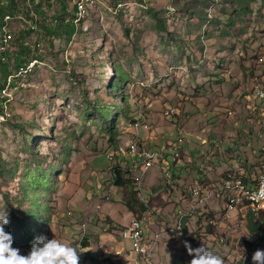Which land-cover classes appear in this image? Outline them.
<instances>
[{
  "label": "rangeland",
  "instance_id": "374dc122",
  "mask_svg": "<svg viewBox=\"0 0 264 264\" xmlns=\"http://www.w3.org/2000/svg\"><path fill=\"white\" fill-rule=\"evenodd\" d=\"M76 1L51 0L44 18L34 17V29L33 7L24 3L8 22L16 33L8 34V46L14 39L19 52L23 40L28 60L11 67L14 84L0 92V210L8 214L13 246L26 255L31 233L75 242L81 254L89 252L85 264H189L188 242L225 264H253L264 238L245 236L253 210L238 201L245 202L244 194L223 184L234 162H251L253 171L264 163V119L262 128L259 119L247 121L258 107L257 99H247L248 75L256 74L264 49V0H221L210 23L211 0H125L119 12L114 2L122 0H90L70 39L65 26L44 29H57L55 15L67 20L61 7L71 14ZM168 109L176 112L169 118ZM140 113L146 130L136 126ZM140 138L151 151L165 149L169 161L173 150L180 155L173 167L168 160L155 164L145 178V170L133 168L151 199L146 214L133 202L130 215L132 191L114 184L117 165L106 156L128 152ZM32 181L37 185L27 187ZM196 184L211 192L192 210L188 192ZM32 198L43 207L33 222ZM231 199L241 208L220 213ZM130 216H146L150 259L118 254L122 237L113 225L128 224ZM214 218L219 228L210 225ZM255 221L263 230L260 213Z\"/></svg>",
  "mask_w": 264,
  "mask_h": 264
},
{
  "label": "built area",
  "instance_id": "2783aa9c",
  "mask_svg": "<svg viewBox=\"0 0 264 264\" xmlns=\"http://www.w3.org/2000/svg\"><path fill=\"white\" fill-rule=\"evenodd\" d=\"M5 17H7V15H5ZM4 53L8 54V52ZM254 66H258V74L248 75V77L250 76V86L247 99H257L258 107H253V110H251L252 112L249 114L247 121L251 122L252 125L253 123L256 124V119H259L258 125L259 128H262L261 123L264 119V55L262 56V60H255ZM259 71H261L260 74ZM175 113L176 112L174 109H168L165 111L164 115L169 118ZM229 114H231V116L235 115L233 111ZM136 126H142V130H146L145 122L143 121V116L141 113L137 117ZM149 138L150 137H148V139ZM143 140V138H140V141L136 144L134 150H131L126 157H114V151L109 153L106 157L111 163L117 165V167L113 170L112 176L114 177L118 171L124 172L125 178H128L126 176L129 175L130 179L133 180L134 191L137 193L139 201L142 204L144 203L146 206H148L151 197L145 194L142 183L143 178L146 176V163L150 161H158L159 164H162L165 162V160L169 161V159L165 157V154H167L165 149L162 150L152 148V151H144V144H142ZM172 153L173 155L171 156V161H169V167L173 165V160H176V156L180 155L178 150H173ZM120 159H122V161ZM138 165H145V174L141 180H134L133 168L137 167ZM231 167H241V174L239 175V181H232L231 184L225 187V189H228V192L232 191V189H240V194L264 195V163L263 169L260 171H253L251 162L237 161L234 162ZM169 173L170 171L168 167H166L165 174L169 175ZM210 192L211 189L207 187L204 189H195V187L189 188L188 199L192 201V210H194L193 202H202L203 206L205 199L209 198ZM220 197L224 198V196ZM224 204L225 205L223 206L220 213L223 212L224 208H231V213H236L241 208V205H237V200L235 202L225 201ZM252 212L256 214L262 213L264 212V206H257L256 210ZM146 213L147 211L143 212V215ZM146 222V216H133L128 225L119 227L121 237L124 240H129L132 252L138 255L141 259H150L152 252V248H149L146 243ZM221 225L222 224H219V227ZM80 257L82 258V264H84V262L87 260V254H81Z\"/></svg>",
  "mask_w": 264,
  "mask_h": 264
},
{
  "label": "trees",
  "instance_id": "16d2710c",
  "mask_svg": "<svg viewBox=\"0 0 264 264\" xmlns=\"http://www.w3.org/2000/svg\"><path fill=\"white\" fill-rule=\"evenodd\" d=\"M123 1H125V0H122L119 2L118 1L114 2L116 12L120 11L119 5L123 4L122 3ZM22 3H24L26 5V7H28V6L33 7L32 9L31 8L29 9V11H31V14H32L31 19L33 20V22H32L33 24L29 25V28L34 29L35 25L36 26L38 25V20H36L34 17L36 16V17H39L40 19L44 18L45 13H46V9H48L50 7L51 0H0V45L4 44L3 48H5L6 44L10 43V38L6 37V36H8L7 34H9L11 32V34L14 36V39H15L16 33L11 28H8V22L10 23L11 20H13V18H15V16L17 15L15 13L18 12V10L20 9V5ZM211 3H212V5L210 7L207 6V10H206L207 19H208V20L206 19L207 22L210 20H213V22H215L217 17H216V13H214L212 15V13H211L212 8L215 7V9H216V7L218 5H221V0H211ZM208 4H209V2H208ZM65 9H66V7L63 4L61 7L62 14L69 15V18H67V20H66L62 16L55 15L54 22L58 21V24H57L58 28L57 29L55 26L53 28L46 27V26H43V27L47 32L52 33L53 31H56V30L58 31V29L61 28L62 26H65L66 36L68 39H70L72 34L75 32V27L77 25H79L82 22V20H80L78 23L75 22L77 11L75 14L74 5H73L74 11L71 14L66 12ZM172 9H173V11H175L174 8H172ZM5 15H7L9 17V20H6ZM205 24H206V22H205ZM5 38H7L6 42H5ZM14 39L12 40L11 46L6 50V52H8V54H5V53L1 54L2 52L0 53V83H2V84H0V92L3 91V89H5V86L8 84V78L10 76H12L13 74H15V73L11 72V67H13L16 64L18 67L19 66H25L27 64V61H28L25 57H23V49L27 48L26 47L27 44L25 45L24 44L25 42H23V40H22L21 41V44H22L21 47L22 48L20 47L19 52H15V51H13V48H12V44H13ZM7 41H8V43H7ZM23 45H25V46H23ZM255 67H257V69H258V66H255ZM255 73L257 74L258 72H255ZM10 83H11L10 85L13 86L14 78H12V81ZM114 83L112 84V87H113ZM6 99L7 98H5V100ZM4 104H5V101H4ZM142 116H143V114H142ZM110 131H111V133L114 132L112 127H110ZM116 160H118V159H116ZM113 178L115 181V185L117 187H119V188L124 187V188H130L131 189L132 197H133V198H131L132 201H128L126 203V207L129 209V211L131 213L136 212V210L132 204L133 202L134 203H137V202L140 203L141 211L146 212L148 210L147 206L144 203L142 204L140 201H138L139 198H138L137 193L134 191V184H133L132 179L125 178V173L122 171H118L114 175ZM35 184L37 185V182L35 183V181L34 182L33 181L28 182L27 187L34 188ZM128 185H130V187H127ZM29 201L32 203V205L30 207L29 216H30V220H32V222H33L34 220H36L39 217V213L36 211V208L38 211H41L43 207L39 206L34 198L30 199ZM253 211H255V210H253ZM260 214L262 217H264V212H262ZM247 217H248V228L250 230L251 236L255 237L257 239H263L264 238V229L261 230L262 225H261L260 221H255L256 220V213L249 211L247 213ZM182 228L186 232V228H184V227H182ZM34 238H35L34 235L30 233V235L28 237L30 246H31V242L34 240Z\"/></svg>",
  "mask_w": 264,
  "mask_h": 264
},
{
  "label": "clouds",
  "instance_id": "9594fccd",
  "mask_svg": "<svg viewBox=\"0 0 264 264\" xmlns=\"http://www.w3.org/2000/svg\"><path fill=\"white\" fill-rule=\"evenodd\" d=\"M113 182L115 184L114 179ZM8 222V214L3 206L0 210V264H80V254L84 252L78 250L80 245L75 242L64 243L55 238L48 239L43 235L34 238L26 255L21 254L19 248L13 246L12 235L5 231ZM182 233L184 234L183 228ZM245 236L250 238L251 234ZM185 248L192 257L189 264H225L221 255L208 250L203 245L193 248L185 242ZM251 259L253 264H264V250L254 251Z\"/></svg>",
  "mask_w": 264,
  "mask_h": 264
},
{
  "label": "bare ground",
  "instance_id": "6f19581e",
  "mask_svg": "<svg viewBox=\"0 0 264 264\" xmlns=\"http://www.w3.org/2000/svg\"><path fill=\"white\" fill-rule=\"evenodd\" d=\"M90 0H77L76 1V4H75V14H76V11H77V15H76V18H75V22H79L81 19H83L85 16H84V13L86 12V4L89 2ZM124 4H120L119 5V8H121L120 6H122ZM89 6V5H87ZM123 7V6H122ZM83 11V12H81ZM171 11V10H170ZM84 16V17H83ZM83 17V18H82ZM9 19V17L7 16L6 17V20ZM211 21L213 20H210L208 21V23H210ZM8 35V34H7ZM9 36V35H8ZM6 36V37H8ZM7 38H5V42H6ZM1 45H4V44H1ZM7 47L8 44L5 45V48L7 50ZM5 51H0L1 54H3ZM264 55V49L260 55V58L262 60V56ZM31 64V63H30ZM258 72V71H257ZM11 77V76H10ZM9 79V78H8ZM11 81H12V77H11ZM11 84V83H10ZM8 84L5 86V87H10L11 85ZM5 89H3L4 91ZM2 91V92H3ZM7 100V99H6ZM5 100V101H6ZM174 115V114H172ZM140 140H136L134 141V143L132 144V146L130 147V149L128 150V152H125V151H122L121 153L117 154L116 156L114 155V157H126V153L129 154L131 150H134V147L136 146V144L139 142ZM132 142V141H131ZM148 148V147H147ZM145 146H144V151H151L150 149H147ZM117 151H114V153H116ZM176 162V161H175ZM159 162L158 161H150V162H147L146 163V170H148L149 168H152L155 164H158ZM176 164V163H175ZM173 164V165H175ZM263 164V162H262ZM263 166V165H262ZM134 168H139L141 170H145V165H138L137 167H134ZM231 169V168H230ZM263 169V167H262ZM229 170V169H228ZM256 171V170H254ZM258 171V170H257ZM241 174V167H234L233 170H230L226 176L224 177L225 180H224V190L225 191H228V189H225L226 186H228L229 184H231L232 181H239V175ZM197 186H202V185H195L193 187H195V189H201L200 187H197ZM192 188V187H191ZM236 191H239L240 192V189H232V191H230V193H236ZM245 199V202L244 201H241V200H238L239 202H242L243 205H247V206H250L252 208V210H256L257 206H264V195H256V194H244V197ZM236 200L234 199H231L229 200V202H235ZM207 202V199H205V202L203 204H205ZM196 204H202V202H195ZM240 204V203H239ZM238 205V204H237ZM244 206V207H245ZM197 207V206H196ZM231 210V208H229ZM224 216V215H223ZM218 223H219V219H211L210 220V225L212 226H216L218 227ZM183 235V234H181Z\"/></svg>",
  "mask_w": 264,
  "mask_h": 264
},
{
  "label": "crops",
  "instance_id": "0c3cea01",
  "mask_svg": "<svg viewBox=\"0 0 264 264\" xmlns=\"http://www.w3.org/2000/svg\"><path fill=\"white\" fill-rule=\"evenodd\" d=\"M145 178V177H144ZM197 185V184H196ZM195 186V185H194ZM144 187V186H143ZM144 190H147L145 187H144ZM128 210V209H127ZM129 211V210H128ZM132 213L130 212V215H131ZM130 220H131V216H130ZM130 220H129V222H130ZM128 222V223H129ZM126 225H128V224H126ZM126 225H121V224H119V223H114V225L113 226H115V227H117V226H120V227H124V226H126ZM147 230V229H146ZM178 235H179V233H177ZM121 238V237H120ZM116 243L118 244V246L120 247V249H121V251L118 253V254H120L121 252H124V253H126V254H128V256H124L125 257V259L126 260H132V258H133V255H135L133 252H132V249H131V251L129 252V251H127V249H126V242H124L123 240H122V238H121V241L120 242H118V241H116ZM131 245V244H130ZM88 254H89V252L87 253V256H88ZM127 261V262H128ZM86 262H88V259H87V261ZM85 262V263H86Z\"/></svg>",
  "mask_w": 264,
  "mask_h": 264
}]
</instances>
